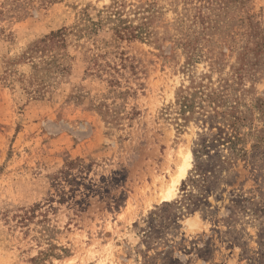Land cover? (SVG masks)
Here are the masks:
<instances>
[{"label": "rangeland", "instance_id": "1", "mask_svg": "<svg viewBox=\"0 0 264 264\" xmlns=\"http://www.w3.org/2000/svg\"><path fill=\"white\" fill-rule=\"evenodd\" d=\"M0 264H264V0H0Z\"/></svg>", "mask_w": 264, "mask_h": 264}, {"label": "trees", "instance_id": "2", "mask_svg": "<svg viewBox=\"0 0 264 264\" xmlns=\"http://www.w3.org/2000/svg\"><path fill=\"white\" fill-rule=\"evenodd\" d=\"M139 10L141 12L143 22L136 31L130 29V25L125 24L126 21L121 18V13L119 10L113 11L110 14V16L115 15L116 19L120 22L116 32L121 37L126 35L127 38H145L151 33L149 28H147L150 18L148 14L150 12L149 7L139 8ZM67 34V28L52 31L51 33L36 41L28 52L29 54H40L41 64L49 69L56 65L59 67V64H57L58 58L66 55L65 53H61L60 50L65 48ZM210 117H212V115ZM219 129L221 132L211 135L210 138L206 139L207 144L204 145L206 149L211 146L218 147L220 145H226V143L229 142H235L233 136L228 135L227 133L224 134V131L221 128ZM195 155L196 159H198L197 151ZM215 155L218 167H216L214 171L217 172L218 170L223 169L226 163L230 162V158L227 159L226 157L219 154ZM208 175L209 174H207V171L205 170L203 176L205 180L209 178Z\"/></svg>", "mask_w": 264, "mask_h": 264}]
</instances>
